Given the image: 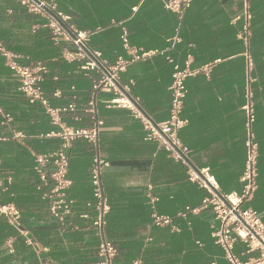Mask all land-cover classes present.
<instances>
[{
    "label": "crops",
    "instance_id": "obj_1",
    "mask_svg": "<svg viewBox=\"0 0 264 264\" xmlns=\"http://www.w3.org/2000/svg\"><path fill=\"white\" fill-rule=\"evenodd\" d=\"M56 5L72 17L74 26L92 34L90 49L110 64L126 55L121 39L124 30L132 46L157 52L131 64L121 75L123 83H133L132 94L141 99L154 121L169 118L174 66L184 68L189 63L198 71L186 80L183 118L188 124L179 136L191 149L193 164L209 168L223 193L242 190L249 87L255 107L252 131L259 146L258 190L249 206L264 217V0H194L182 20L167 11L162 0H56ZM247 8L252 15L248 46L242 40ZM44 25V18L29 13L17 1L0 0L2 46L17 55L22 65H45L48 73L42 86L50 106L74 103L75 111L61 114L64 123L90 128L93 119L85 110L99 74L84 72L83 62H67L64 54L74 47L54 43ZM175 37L180 42L173 45ZM96 98L98 118L104 122L101 153L109 162L104 175L111 207L106 235L119 253L114 264H227L211 236V211L190 214L187 220L178 217L186 208H200L206 191L190 182L186 168L170 160L157 143L145 140L143 128L128 111L106 107L110 91H100ZM4 115L11 120L5 121ZM58 130L44 107L29 103L20 92L17 78L0 53V191L8 188L1 192L0 202L20 210L24 232L0 217V264L98 262L94 213L87 206L93 200V146L80 140L68 150L72 181L68 196L74 201V212L64 224L50 215L38 190L34 158L60 148L59 139L46 136ZM19 133L23 137H16ZM149 195L158 198L155 210L173 217L180 232L152 225ZM10 239L14 253L7 246ZM243 250V245H236V253Z\"/></svg>",
    "mask_w": 264,
    "mask_h": 264
},
{
    "label": "built area",
    "instance_id": "obj_2",
    "mask_svg": "<svg viewBox=\"0 0 264 264\" xmlns=\"http://www.w3.org/2000/svg\"><path fill=\"white\" fill-rule=\"evenodd\" d=\"M29 13L45 19L44 27L50 31L52 41L56 44H70L73 51H67L64 59L67 62H83L81 69L86 72L99 74L98 80L93 86V93L86 112L92 116L93 125L90 128H73L66 125L61 117L62 113L73 112L76 109L74 103L63 108L50 106L43 90V82L48 73V68L42 63L22 65L18 62V56L5 49L0 43V53L5 59L6 65L13 72L19 82V90L25 95L29 103H40L49 115L51 123L59 128L47 137L57 138L61 141L60 148L49 153L36 154L34 158V171L40 181L38 190L48 204L50 215L59 223L64 224L74 212V201L69 198L68 190L72 186L69 178L70 157L68 150L75 141H86L93 146L94 155L91 164L90 180L92 184L93 200L87 206L93 211L92 227L98 237L97 264H114L119 255L117 248L108 240L106 229L108 214L111 207L106 193L104 175L109 167L101 153L100 133L104 122L98 118L96 95L103 90L110 91L112 98L105 102L108 108L126 110L137 120L145 132V140L157 143L170 160L179 163L186 168L188 180L206 191L200 208H186L178 217L187 220L190 214H199L202 210L211 211L214 224L211 226V236L224 253L227 264H264V217L249 204L258 190L259 178V146L252 131L255 122V107L253 94L247 89V102L244 111L247 115V152L244 170L241 177L242 190L239 193H223L216 178L209 168H198L192 162L191 149L186 146L179 132L187 126V119L183 118L185 99L188 94L186 80L198 74L186 63L184 68L174 66L172 83L169 87L171 100L169 118L163 122L154 121L143 109L141 99L132 94L133 83H123L121 75L127 68L138 61H145L156 55L155 51H145L130 44L128 34L124 30L122 34L125 56L118 57L114 64L105 61L101 54L90 49L89 41L92 34L78 29L72 24V17L57 9L56 0H15ZM167 11L174 13L180 20L191 7L194 0H162ZM245 26L242 32V40L248 46L251 36L250 22L252 15L247 8L243 14ZM173 45L180 42L178 37L173 40ZM247 56L248 67L252 66V60ZM169 62H173L169 59ZM208 74V67L203 69ZM59 95V93H57ZM5 121H10L9 115H4ZM16 137H23L17 134ZM8 185L12 179L8 178ZM4 187L1 192L7 191ZM158 198L149 195L148 205L152 208L151 223L155 227H170L173 232H180L173 217L159 214L155 210ZM0 217H5L11 225L20 233H24L21 227V212L14 204H2L0 202ZM84 218H90L84 215ZM190 225V224H188ZM31 245V243L28 242ZM241 244L244 250L236 253V245ZM10 253H14L13 241L7 242ZM254 254L243 259L246 255ZM135 264H140L137 262Z\"/></svg>",
    "mask_w": 264,
    "mask_h": 264
}]
</instances>
